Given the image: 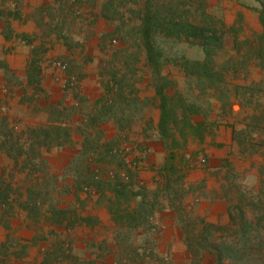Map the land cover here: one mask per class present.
<instances>
[{"label": "trees", "instance_id": "trees-1", "mask_svg": "<svg viewBox=\"0 0 264 264\" xmlns=\"http://www.w3.org/2000/svg\"><path fill=\"white\" fill-rule=\"evenodd\" d=\"M254 2L261 31L248 39L206 0H50L25 17L36 29L30 35L11 26L21 18L17 0H0L1 35L29 47L20 70L0 59V156L7 160L0 227L8 231L0 264H24L28 251L36 252L34 264H181L170 253L175 240L188 264H264V178L236 171L227 158L216 166L203 160L220 177L215 195L226 206L225 224L196 213L203 183L187 179L199 156L188 153L189 143L212 136L232 115V101L240 110L229 122V155L264 157V0ZM93 38L94 50L84 53ZM56 44L67 63L62 87L47 72L45 52ZM180 44L200 49L201 58ZM77 50L87 63L98 53V93L85 109L71 77ZM145 82L152 95L144 99L137 84ZM148 106L158 111L152 127ZM109 126L115 136L106 141ZM133 133L143 137L140 150L152 140L164 151L149 182L138 177L141 159H127ZM80 192L95 197L109 224L81 213ZM20 212L29 237L10 231ZM88 228H98L99 238Z\"/></svg>", "mask_w": 264, "mask_h": 264}, {"label": "crops", "instance_id": "crops-1", "mask_svg": "<svg viewBox=\"0 0 264 264\" xmlns=\"http://www.w3.org/2000/svg\"><path fill=\"white\" fill-rule=\"evenodd\" d=\"M227 25H233L235 23V16L231 17V20L225 21ZM28 25L30 26V32L34 30V25L27 21ZM2 27L0 25V59L4 60L7 64L8 68L12 70H20L24 64V60L27 57L29 47L23 44L22 42L16 41L14 39L12 40H5L3 36L1 35ZM15 31H19L16 29ZM16 32V33H17ZM28 32V31H25ZM24 30H20L19 33H25ZM19 49L22 51V56L20 57L18 65H14L10 60L15 55V53L18 54ZM22 62V63H21ZM49 72V69L47 70ZM20 73V72H19ZM21 74V73H20ZM56 85L58 87H62L63 83L65 82L66 78L65 76H62L60 78H54ZM2 88V90H1ZM3 92L5 95V88L4 83L2 81V75L0 74V92ZM2 94H0L1 96ZM3 97V96H2ZM237 112H233L232 115H229L225 119H222L220 123L218 124L217 128L214 130V133L212 136H209L206 138L205 142L201 145L194 142L196 145L195 148H190L188 145V153L192 152H198L199 156H203L205 161L208 162L209 166H216L220 163V161L224 158H227L230 164L233 166V162L241 163L244 165L243 168H238L234 165V169L238 172L245 171L246 176L250 177H256V180H260L264 178V174H260V168L261 166H264V157L262 156H256L252 159H241L234 155H229V152L231 150V128L229 127V122L232 120V117L236 116ZM158 121V111L156 120L154 122V126L156 125ZM111 126L107 127V130H110L109 132L115 135L114 131L110 128ZM103 138L106 141H109L108 135L106 133V136ZM144 140L141 135L138 133L129 134V141L128 144L130 146V153L127 156L128 160H132L135 158H140L139 161V170H138V177L143 181H150L154 175V172L150 169L152 163L160 162L162 161L164 157V151L161 147V145L158 142L155 141H148V153L142 152L139 149V146L143 144ZM6 158L3 156H0V169L4 167L7 162ZM250 165V166H249ZM196 167V166H194ZM1 172V170H0ZM214 172V168L205 169L204 167H198L197 169L192 168L188 172L187 179L189 182L193 183H203V187L200 190V192L195 193V199H194V205L196 213L203 216L207 221L212 223H220L225 224L228 220L227 214H226V206L223 203L221 199H219L218 196L215 195V193L219 192V182L220 177L215 176L212 174ZM201 180V181H200ZM199 181V182H198ZM10 228L11 232L13 231L15 237H29L32 235L33 231L32 229H28L26 225V219L22 212L18 214V216L14 217L10 221ZM7 230L0 227V242L5 239V236L7 234ZM33 251H28L27 256L23 259L25 260L24 264H34L35 258H34ZM21 261V260H20ZM20 261H16L17 264H22Z\"/></svg>", "mask_w": 264, "mask_h": 264}, {"label": "rangeland", "instance_id": "rangeland-1", "mask_svg": "<svg viewBox=\"0 0 264 264\" xmlns=\"http://www.w3.org/2000/svg\"><path fill=\"white\" fill-rule=\"evenodd\" d=\"M50 0H17V7L21 13L20 19H11V26L14 29V32L16 29L28 31L25 32V34H32L36 31L35 27L34 30L30 32V26L28 25L25 17L28 16L33 11V7L35 5H38L40 3H45ZM208 5V10L212 13H215L217 15L222 16L224 21L231 20V17L235 16V23L236 27L238 29V37L239 38H248L253 39L254 35L256 33H259L261 31V26L258 22L257 14L255 11H253L251 8L255 6L254 0H206ZM31 22V21H30ZM32 23V22H31ZM33 24V23H32ZM99 28H104L103 24L99 25ZM19 31L17 33H19ZM38 32V30H37ZM94 38L88 43V45L85 46V51H88V48H91L93 51L94 49ZM113 44H117V41H114ZM90 46V47H89ZM228 46H230V43H228ZM177 49H182L186 55L190 58H201L202 54L200 49L195 47H189L185 44H180L176 47ZM90 50V51H91ZM79 50H77L74 55L78 58L80 61L79 66H77L76 69L72 70L71 77H73V81H75L76 87H74L77 92H79L81 95L84 96L85 100H82L81 105L85 109L86 104L88 103L87 100H93L97 96V88L95 87V79H96V69H97V57L98 53L97 50L94 52V60L90 63L83 62V58L80 59V57L83 55V53H79ZM22 51L19 49L18 54L15 53V55L11 58V62L16 66L19 63L20 57L22 56ZM20 56V57H19ZM46 62L47 66L49 68V71L53 74H55V78H60L62 76H65L68 74L66 72V69H59L53 65L55 62H61L62 64H65V67H67V63L65 61V55H64V48L58 44L54 46V48L48 47V50L45 52ZM22 63V62H21ZM142 62H140V65ZM173 75L176 77V79L179 82V85L181 88L183 87V82L180 79L179 73L177 71L172 72ZM259 75L258 73L254 72V76L256 77ZM57 82V81H56ZM137 87L139 88V95L141 98L150 97L152 95V90L146 85V82L143 85L137 84ZM2 90V88H1ZM6 90V89H5ZM1 96H4V93L1 91ZM230 108L233 112H239L240 106L237 102L232 101L230 103ZM144 115L146 116V119L149 120L151 127L154 126V122L156 120L157 116V110L153 109L152 107L148 106L143 109ZM110 130H107V135L109 140L114 139V136L112 133L109 132ZM104 135V134H103ZM196 145L194 142L189 143V149L195 148ZM142 152L148 153V149L141 150ZM203 156H197L195 160V169L198 167H203ZM112 160L115 161L114 156L112 157ZM55 163V166L60 167L62 164L61 162L55 160L52 161ZM117 162V160H116ZM155 163H158L155 161ZM234 165L238 168H243L244 165L241 163L233 162V168ZM250 166V165H249ZM246 174L245 171H242ZM201 181V180H200ZM199 182V181H198ZM80 198L84 200V205L82 207L81 213L83 215H89L94 218H97L99 220V223L102 225L109 224V217L106 213L105 209L97 204V201L95 197L88 196L84 194V192L79 193ZM85 234L89 237L99 238V229L98 228H88L85 231ZM33 253H36L35 251ZM170 253L174 256L176 260H179L181 264H188L187 260L183 257L182 253V246L178 241L172 242L170 245ZM35 256V254L33 255Z\"/></svg>", "mask_w": 264, "mask_h": 264}, {"label": "built area", "instance_id": "built-area-1", "mask_svg": "<svg viewBox=\"0 0 264 264\" xmlns=\"http://www.w3.org/2000/svg\"><path fill=\"white\" fill-rule=\"evenodd\" d=\"M53 65L55 66V67H57V68H59V69H64L65 68V65L64 64H62L61 62H55V63H53Z\"/></svg>", "mask_w": 264, "mask_h": 264}]
</instances>
